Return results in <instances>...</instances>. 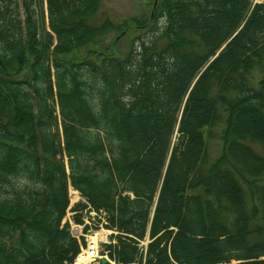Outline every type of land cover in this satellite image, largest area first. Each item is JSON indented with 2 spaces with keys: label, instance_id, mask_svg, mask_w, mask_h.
Masks as SVG:
<instances>
[{
  "label": "trees",
  "instance_id": "1",
  "mask_svg": "<svg viewBox=\"0 0 264 264\" xmlns=\"http://www.w3.org/2000/svg\"><path fill=\"white\" fill-rule=\"evenodd\" d=\"M46 5L0 0V264L73 258L68 180L119 264H264V0H160L125 57L100 0Z\"/></svg>",
  "mask_w": 264,
  "mask_h": 264
},
{
  "label": "rangeland",
  "instance_id": "2",
  "mask_svg": "<svg viewBox=\"0 0 264 264\" xmlns=\"http://www.w3.org/2000/svg\"><path fill=\"white\" fill-rule=\"evenodd\" d=\"M159 1L160 0H156L155 3V0H100L99 10L95 15L96 20L100 22L105 18H109L114 22L122 23L120 29L111 31L105 35V41L109 42L114 54L125 57L131 49L133 40L137 35H140V40L143 38L148 40L152 37V33L149 30V32L147 31L148 28L137 29V27L133 25L135 22H132L131 18L139 17L143 22L147 21V23L150 24L153 21L151 20V16L154 15V8ZM256 1L259 0H254V2ZM41 2L43 5L46 27L50 31L46 0H41ZM122 31H124V33ZM136 44H138V42H136ZM91 45L85 47V50L92 48ZM222 127V123L216 125L213 128L214 137L208 140V150L212 159L219 154L221 149L222 142L220 139V132ZM173 142H176V135L173 136ZM252 146L263 154L257 144H253ZM141 257L143 259L142 255ZM64 264H67V262H64ZM116 264L118 263L116 262Z\"/></svg>",
  "mask_w": 264,
  "mask_h": 264
},
{
  "label": "built area",
  "instance_id": "3",
  "mask_svg": "<svg viewBox=\"0 0 264 264\" xmlns=\"http://www.w3.org/2000/svg\"><path fill=\"white\" fill-rule=\"evenodd\" d=\"M69 200L66 219L71 236L79 244V251L69 264H100L102 258H107L105 244L115 243L111 235L118 231L108 229V213L104 209L94 208L77 190L69 189ZM78 202L83 203L82 207L73 209Z\"/></svg>",
  "mask_w": 264,
  "mask_h": 264
},
{
  "label": "water",
  "instance_id": "4",
  "mask_svg": "<svg viewBox=\"0 0 264 264\" xmlns=\"http://www.w3.org/2000/svg\"><path fill=\"white\" fill-rule=\"evenodd\" d=\"M155 3H156V0H155ZM106 261H107L106 259H103L102 260V263H106Z\"/></svg>",
  "mask_w": 264,
  "mask_h": 264
}]
</instances>
